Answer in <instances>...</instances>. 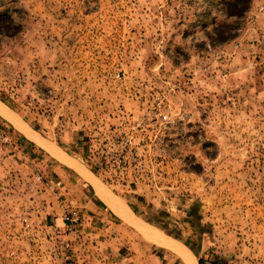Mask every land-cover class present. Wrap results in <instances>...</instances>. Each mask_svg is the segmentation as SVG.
Masks as SVG:
<instances>
[{
	"label": "rangeland",
	"instance_id": "obj_1",
	"mask_svg": "<svg viewBox=\"0 0 264 264\" xmlns=\"http://www.w3.org/2000/svg\"><path fill=\"white\" fill-rule=\"evenodd\" d=\"M0 104L45 141L0 114V264L105 251L91 177L135 209L137 264H185L145 231L264 264V0H0Z\"/></svg>",
	"mask_w": 264,
	"mask_h": 264
},
{
	"label": "crops",
	"instance_id": "obj_2",
	"mask_svg": "<svg viewBox=\"0 0 264 264\" xmlns=\"http://www.w3.org/2000/svg\"><path fill=\"white\" fill-rule=\"evenodd\" d=\"M11 115L15 118L13 114ZM18 123L20 124L21 122L18 121ZM20 126L21 128L25 129V131H27L33 138H39L23 123H21ZM28 139L34 142V140L32 139ZM39 139L42 140L41 138ZM42 142L44 143L45 141L42 140ZM93 179L94 178L91 177V180L87 178V180L85 179L82 181L84 185L83 189H86L91 194L90 197H87V201L84 202V207L89 210L87 216L94 220V225L98 224L93 229L95 232L93 236H95L99 240L97 244L106 247V249L105 251H102L100 249V251H97L98 247H95V250L90 253L89 257H91V259L88 260L85 264H137V257L133 252H135L136 250L135 242L136 238L138 237V233L140 232L137 228L140 220L132 214L133 212L131 213L127 209L129 207L126 204H124L118 198H113L111 195H109L106 191L103 190L105 188L101 186L99 182H94L95 180ZM95 183L99 185L96 186V188L94 185ZM124 205L127 208H125ZM124 216L126 217V219ZM126 238L127 244H129V246L127 247L129 253L121 255L120 252L123 247L121 244L126 241ZM148 241L149 243H151V245L154 244L150 240ZM151 245L149 246L146 244V246H148L147 248H150V253L152 250ZM164 248L168 250L166 246H164Z\"/></svg>",
	"mask_w": 264,
	"mask_h": 264
},
{
	"label": "bare ground",
	"instance_id": "obj_3",
	"mask_svg": "<svg viewBox=\"0 0 264 264\" xmlns=\"http://www.w3.org/2000/svg\"><path fill=\"white\" fill-rule=\"evenodd\" d=\"M1 106H0V114L2 116H4L6 119H8L10 122H12L17 128H19L22 132H24L29 138L34 140V142H36L37 144H42L43 143L39 138H36V137L33 138L31 135H29V133L27 131H25V129L21 128V126H20L21 123L20 124L18 123L17 119H15L16 117L14 118L9 113V111H7L4 107H1ZM104 196H103V198H104ZM125 219H126V217H125ZM143 234L147 238L152 239V240H154V241L166 246L170 251H172L176 256H178L185 264H197L194 256L190 253V251L185 249V247H182L181 245L177 244L175 241L174 242H172V241L169 242V240L167 241V239H165V237L163 238L164 235L162 236L159 233L154 232V231H145Z\"/></svg>",
	"mask_w": 264,
	"mask_h": 264
},
{
	"label": "built area",
	"instance_id": "obj_4",
	"mask_svg": "<svg viewBox=\"0 0 264 264\" xmlns=\"http://www.w3.org/2000/svg\"><path fill=\"white\" fill-rule=\"evenodd\" d=\"M163 120L167 119L166 115L162 116ZM12 136L10 134L8 126L5 124H2L0 122V143L2 144H12ZM119 156V155H117ZM38 180L39 177L37 176ZM64 206L61 205V209H63ZM65 214L63 215L62 222L70 225H75L78 222V218L75 212L73 211H66L64 212Z\"/></svg>",
	"mask_w": 264,
	"mask_h": 264
},
{
	"label": "trees",
	"instance_id": "obj_5",
	"mask_svg": "<svg viewBox=\"0 0 264 264\" xmlns=\"http://www.w3.org/2000/svg\"><path fill=\"white\" fill-rule=\"evenodd\" d=\"M84 155L86 156V157H88V154H89V144L88 145H86V146H84ZM102 151H104L103 149H102ZM83 155V156H84ZM97 156L99 157V154H97ZM85 157V159H87ZM119 156H117V154L116 153H113L112 155H101L100 156V159H101V163L102 164H104V165H111V166H113V168H116L117 166H118V168L122 165V164H124L122 167H126V164H127V161H124V160H121V158H118ZM107 160H109V161H107ZM107 162H108V164H107ZM95 169H98L99 168V166L97 165V164H95ZM132 210H133V212L134 213H136V211H135V209L134 208H132ZM198 264H202V259H199L198 260Z\"/></svg>",
	"mask_w": 264,
	"mask_h": 264
}]
</instances>
